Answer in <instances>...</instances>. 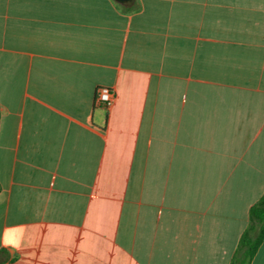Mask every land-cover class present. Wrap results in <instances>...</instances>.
Segmentation results:
<instances>
[{"label":"crops","instance_id":"obj_1","mask_svg":"<svg viewBox=\"0 0 264 264\" xmlns=\"http://www.w3.org/2000/svg\"><path fill=\"white\" fill-rule=\"evenodd\" d=\"M136 6L0 0V264H230L264 194V0Z\"/></svg>","mask_w":264,"mask_h":264},{"label":"trees","instance_id":"obj_2","mask_svg":"<svg viewBox=\"0 0 264 264\" xmlns=\"http://www.w3.org/2000/svg\"><path fill=\"white\" fill-rule=\"evenodd\" d=\"M117 4L126 12L138 10L136 0ZM264 241V194L249 210V221L233 253L230 264H252Z\"/></svg>","mask_w":264,"mask_h":264},{"label":"built area","instance_id":"obj_3","mask_svg":"<svg viewBox=\"0 0 264 264\" xmlns=\"http://www.w3.org/2000/svg\"><path fill=\"white\" fill-rule=\"evenodd\" d=\"M116 94L109 87H99L97 90V102L106 105L108 108L112 107L115 103Z\"/></svg>","mask_w":264,"mask_h":264},{"label":"water","instance_id":"obj_4","mask_svg":"<svg viewBox=\"0 0 264 264\" xmlns=\"http://www.w3.org/2000/svg\"><path fill=\"white\" fill-rule=\"evenodd\" d=\"M117 1L120 2V3H126V2H130L132 0H117Z\"/></svg>","mask_w":264,"mask_h":264}]
</instances>
